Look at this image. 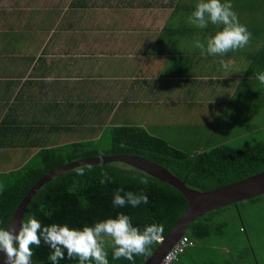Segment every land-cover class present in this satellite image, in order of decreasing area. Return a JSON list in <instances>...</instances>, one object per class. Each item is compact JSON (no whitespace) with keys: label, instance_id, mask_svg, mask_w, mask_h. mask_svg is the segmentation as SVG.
I'll use <instances>...</instances> for the list:
<instances>
[{"label":"crops","instance_id":"obj_1","mask_svg":"<svg viewBox=\"0 0 264 264\" xmlns=\"http://www.w3.org/2000/svg\"><path fill=\"white\" fill-rule=\"evenodd\" d=\"M29 1L0 0V169L20 167L40 149L79 140L91 125L172 124L169 111L176 103L183 105L180 121L194 115L197 125L206 127L201 140L219 123L226 137L252 123L247 110L258 117L257 103L264 101V86L256 79L264 72V3L238 15L252 34L248 46L204 57L175 40L173 28L166 29L171 17L164 13L169 10L170 16L172 8H145L153 17L150 12L160 10L161 26L153 20L154 26L143 27L135 19L129 28L123 29L121 20L111 29L102 19L107 7L97 20L88 7L76 16L71 0L37 11ZM181 12L186 20L191 14ZM221 27L209 23L202 30L212 36ZM233 135L219 143L236 139Z\"/></svg>","mask_w":264,"mask_h":264},{"label":"trees","instance_id":"obj_2","mask_svg":"<svg viewBox=\"0 0 264 264\" xmlns=\"http://www.w3.org/2000/svg\"><path fill=\"white\" fill-rule=\"evenodd\" d=\"M198 2L199 0H71L70 6L76 11L92 8L91 14L94 8L103 7H107L110 13L123 11L125 7H137L139 10L172 8L170 15L173 19L179 17L181 10L192 13ZM230 2L238 16L246 9L260 8L264 0H230ZM159 11H156L155 15ZM89 132L87 135L83 131L84 137L79 140L40 149L20 167L0 169V228L8 229L12 214L19 202L32 185L47 172L66 162L101 156V153L102 156L135 155L154 161L178 178L185 180L187 186L200 191L233 183L264 170V139H250L242 145L222 142L211 148L202 150L196 148L190 151L187 147H180L168 138L150 132L144 126L137 124L109 123L104 127L91 125ZM104 132L109 135L107 145L95 142V139L88 141L91 137L99 139ZM89 166L91 171H88ZM78 167H85V175L76 174L74 170ZM102 169L112 177L111 183L104 185L100 183ZM141 175L148 177V185L140 184L138 180L133 179ZM116 189L133 193L142 192L147 195L148 203H142L137 207L130 205L114 207L112 193ZM260 196L251 200H256ZM237 204L239 202L222 206L195 218L185 232L193 241L192 246H195L197 239L213 235L221 236L227 221L218 220L215 216L229 206L237 207ZM186 206L187 200L177 188L142 170L121 162L89 164L66 170L43 184L27 204L22 222L29 216H34L43 225L66 224L69 228L82 229L108 218L114 219L117 214L123 213L128 215L133 226L141 231L153 223L162 225V237H165ZM240 231L245 232L246 228L241 226ZM246 239L249 240L248 236ZM158 243L157 241L152 245L151 254ZM185 249L174 264H187L181 259ZM32 250L34 252L32 263L50 264L48 256L51 250L47 245L42 242L40 247L33 246ZM106 250L109 264H132L123 258L114 260L111 248L107 247ZM233 250L228 252L229 257L218 262L210 257L201 261L202 257L196 252L189 264H245L246 247H241L238 252ZM148 257L136 256L134 264H142ZM61 262L78 264V259H65L59 263ZM254 264H259L256 258Z\"/></svg>","mask_w":264,"mask_h":264},{"label":"clouds","instance_id":"obj_3","mask_svg":"<svg viewBox=\"0 0 264 264\" xmlns=\"http://www.w3.org/2000/svg\"><path fill=\"white\" fill-rule=\"evenodd\" d=\"M187 23L200 29L206 28L209 23L222 26L221 30L207 38L206 43L195 42L194 47L204 57L223 56L229 51L242 49L249 45L252 38L246 25L239 22L230 0H199ZM219 63L228 69L227 62L220 60ZM256 79L264 86V72L258 73ZM74 171L77 175H85V167H78ZM88 171H91L90 166ZM100 176L102 185L112 182L106 170L102 169ZM133 179L143 185L149 184L147 176ZM112 196L114 207H137L148 203L147 195L142 192L116 189ZM162 233L163 226L155 223L141 231L123 213L82 229L69 228L66 224L43 225L34 216H29L18 230L0 228V251L5 254V264H32L33 246L40 247L43 242L51 250L48 256L50 264H59L65 259H78V264H109L107 246L111 248L114 260L123 258L134 264V257L151 255V247L155 242L162 241Z\"/></svg>","mask_w":264,"mask_h":264},{"label":"rangeland","instance_id":"obj_4","mask_svg":"<svg viewBox=\"0 0 264 264\" xmlns=\"http://www.w3.org/2000/svg\"><path fill=\"white\" fill-rule=\"evenodd\" d=\"M102 1V0H101ZM176 1V0H174ZM36 3V4H35ZM56 3H63L61 0H31L27 4L28 6L31 5L34 7V10L37 11L38 6L49 4V5H56ZM44 6V7H45ZM94 8V12L92 13L93 17L95 18V15L97 17V20H99L100 11L102 8ZM123 8V11L117 12V13H110L109 10L104 13L102 16V19H106L108 22L107 25L110 24L111 29L113 27H116L119 23V21L122 20V27L123 29L131 27L132 21L135 19H138V22L141 23L142 26L145 27V24H149L151 26H154L153 20H155L156 26L162 23L160 20L163 19V15L156 14L155 17H153V14L146 15V10H138V11H130V8ZM128 9V10H127ZM29 10V8H28ZM163 12V11H162ZM103 14V12L101 11ZM150 13H155L154 11ZM121 14V18L120 15ZM131 14H134L131 15ZM165 19H168L169 16V10L165 11ZM182 14V12H181ZM179 15L178 18H170L167 23V28H173L174 32L171 34L172 37L176 40L185 41L183 43L184 45H187V47H194V44L197 40L203 42L202 40L205 37H209L211 34L210 32L203 31L200 28H194L195 26L190 25L187 23L185 18V15ZM75 15L81 16L82 11L77 10ZM254 15L257 16V14H251V16ZM34 15V19H35ZM264 16V14H263ZM66 16H62L61 21ZM136 17V18H135ZM138 17V18H137ZM164 19V20H165ZM38 21V18L36 19ZM64 22H66L64 20ZM70 22V20H68ZM66 22V23H68ZM101 22L98 21L95 26L98 27V25ZM139 23H134L135 25H139ZM132 24V25H131ZM178 24V25H176ZM77 27V23L74 24L71 27ZM193 28L191 31L187 32L186 28ZM156 29L158 27H155ZM76 29V28H74ZM200 30H202L200 32ZM155 31H153L154 33ZM184 39V40H183ZM181 44V45H183ZM185 46V48H187ZM254 104V103H253ZM258 104V117H256V111L254 110H247L248 113H250V119L252 120V123H245L241 127H237L234 130H229L230 133L226 136L220 135V132H222V126L215 125L217 128L216 131H213V129H209L207 127V131L209 129V133L205 135L203 140L200 139V133H203L206 130V127H201V124L195 122V116L191 115L190 118H188L186 121H180L179 118H185L182 114L184 113L183 110H179L180 108H183L182 103H176L173 107L172 105L170 108L173 110V113L170 112V120L172 121V124H165V125H159V126H152V125H145L144 127L149 130L150 132L156 133L159 136H165V138H168L171 142H175L180 147H187L190 151L193 149L198 148V146H201L203 148H211L212 146L216 145V143L221 142L222 140L226 139L225 141H228L229 135L234 134V137L236 139L230 140L228 143L234 144V145H242L246 141L250 139L260 140L264 139V101H260ZM255 105V104H254ZM189 106V105H188ZM167 109V108H166ZM161 113L165 110V107L161 109ZM179 110V111H178ZM167 112V111H166ZM235 124V123H234ZM199 129H202L201 131H198ZM223 129L225 131H228L225 129V126H223ZM213 133V134H212ZM213 136H212V135ZM211 136V137H210ZM208 137H210L209 140H205ZM95 139V142H99L100 144L107 145L109 141V135L107 132H104L100 135V138L96 140V138L91 137V139H88V141ZM189 141L191 145H187L186 142ZM197 144V145H195ZM105 145V146H106ZM200 149V150H202ZM239 204H237V207L235 206H229L225 208L224 210L220 211L215 218H218V220H226V226L223 229V233L221 236L213 235L211 237L201 238L197 239L195 242V246H187L185 249V253L181 255V259L184 263L189 264L191 262L192 256H195V253L197 255H200L201 261L203 258L210 257L215 261H223L227 257H229L228 252L230 250L234 249L233 252H238L239 249L242 247H246V253H245V264H254V259L256 258L259 262V264H264V194L261 195L256 200L251 199H245L238 201ZM244 226L246 228L245 232L240 231V227ZM248 236L249 240L246 239ZM252 248H250V246ZM107 248V246H106ZM251 251V252H250ZM255 257V258H254ZM59 264H68L66 262H61Z\"/></svg>","mask_w":264,"mask_h":264},{"label":"water","instance_id":"obj_5","mask_svg":"<svg viewBox=\"0 0 264 264\" xmlns=\"http://www.w3.org/2000/svg\"><path fill=\"white\" fill-rule=\"evenodd\" d=\"M121 162L142 170L153 177L164 181L177 188L186 198L187 206L170 231L162 241L158 243L152 254L142 264H160L165 254L183 236L189 224L204 213L240 200L251 199L264 194V170L242 180L229 183L211 190L200 191L186 185L182 180L172 174L164 166L135 155H106L85 157L66 162L39 178L25 194L15 208L8 229L18 230L22 223L24 211L31 197L38 189L55 175L80 165L104 164ZM0 264H5V254L0 251ZM34 264V263H32Z\"/></svg>","mask_w":264,"mask_h":264},{"label":"built area","instance_id":"obj_6","mask_svg":"<svg viewBox=\"0 0 264 264\" xmlns=\"http://www.w3.org/2000/svg\"><path fill=\"white\" fill-rule=\"evenodd\" d=\"M193 241L186 235L181 236L178 241L165 254L160 264H174L177 261L180 253L184 251L187 246H192Z\"/></svg>","mask_w":264,"mask_h":264}]
</instances>
